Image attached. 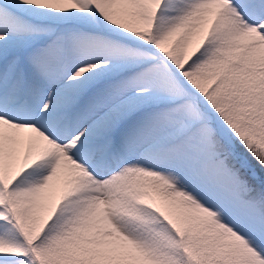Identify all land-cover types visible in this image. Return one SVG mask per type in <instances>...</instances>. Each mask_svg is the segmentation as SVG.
Masks as SVG:
<instances>
[{
    "label": "snow or ice",
    "instance_id": "1",
    "mask_svg": "<svg viewBox=\"0 0 264 264\" xmlns=\"http://www.w3.org/2000/svg\"><path fill=\"white\" fill-rule=\"evenodd\" d=\"M0 264H264V0H0Z\"/></svg>",
    "mask_w": 264,
    "mask_h": 264
}]
</instances>
